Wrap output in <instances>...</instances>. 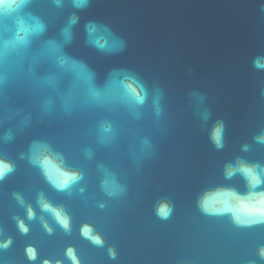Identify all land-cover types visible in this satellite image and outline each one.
<instances>
[{
	"label": "water",
	"instance_id": "1",
	"mask_svg": "<svg viewBox=\"0 0 264 264\" xmlns=\"http://www.w3.org/2000/svg\"><path fill=\"white\" fill-rule=\"evenodd\" d=\"M29 10L48 24V38L58 37L77 12L68 54L85 61L101 84L113 70L134 73L148 97L139 107H77L68 113L54 92L27 77L0 86V158L16 166L0 181V241L12 239L0 249V264H71L65 256L70 246L81 264H264V224L237 226L230 214L207 215L198 206L210 189L247 191L239 175L225 179L226 164L237 158L264 164V144L255 140L264 135V68L254 66L257 58L264 62V0H90L83 10L70 0L60 8L54 0H33ZM88 21L107 25L124 40L123 51L109 55L90 47ZM48 96L55 101L51 112L43 107ZM218 121L224 124L222 149L211 139ZM105 122L113 127L106 136ZM34 140L46 141L68 167L83 172L71 195L54 191L38 168L21 159ZM101 165L115 174L124 194H104ZM40 191L71 216L70 233L41 212ZM14 193L32 205L35 219H27ZM163 201L172 206L167 219L156 211ZM15 218L24 220L27 234ZM84 224L102 236L103 247L81 236ZM29 245L38 252L34 262L25 253Z\"/></svg>",
	"mask_w": 264,
	"mask_h": 264
},
{
	"label": "clouds",
	"instance_id": "2",
	"mask_svg": "<svg viewBox=\"0 0 264 264\" xmlns=\"http://www.w3.org/2000/svg\"><path fill=\"white\" fill-rule=\"evenodd\" d=\"M65 0H54L56 7H63ZM71 6L83 10L90 4V0H70ZM33 0H0V86L9 80L27 77L38 86L50 89L60 100V107L65 112H72L77 107H108L116 105L143 106L148 97V90L143 82L128 70H113L98 83L96 72L83 60L71 56L66 51L68 45L74 40V27L79 23L80 16L73 12L66 23L60 28L58 37H46L48 24L38 15L29 10ZM86 43L97 51L105 54H115L123 51L125 42L116 36L111 29L96 21L84 24ZM45 68L43 74H38L37 69ZM256 68H264V62L259 58L254 61ZM156 114L159 115V96L154 100ZM43 107L46 112H51L55 101L51 96L45 98ZM208 110H204L203 118L208 119ZM102 134H111L113 127L110 122L101 125ZM224 124L218 121L214 126L211 139L217 149L224 147ZM12 139L11 134L5 137ZM104 136H102V142ZM259 144H264V135L255 137ZM147 144V141H145ZM249 145H244L243 150L249 151ZM85 155L92 156L90 149L85 150ZM21 159L40 170L45 182L56 192L71 195L72 188L84 179L82 171L72 169L65 163L62 153L56 152L43 140H34L27 153H21ZM15 164L0 158V181L15 171ZM104 178L100 188L108 197H117L125 192L115 174L100 166ZM239 175L245 182L247 191L241 193L231 187H217L205 191L198 200L200 210L207 215L230 214L237 226L252 227L264 224V164L251 162L244 158H237L234 163H228L224 168V177L231 180ZM85 191L83 187L79 189ZM20 205L26 207L27 219L36 218V212L31 204H26L19 193H14ZM36 203L41 212L48 213L66 233L72 230L71 216L63 206L53 204L43 191L37 194ZM99 207L104 208L101 203ZM157 215L167 219L172 213V206L161 202L157 207ZM21 233L27 234L29 227L23 219L15 218ZM43 220V217H41ZM44 227L49 234L53 229L45 222ZM2 234V233H0ZM80 234L93 245L103 247L102 236L96 233L90 224L81 226ZM12 244V239L0 241V249H7ZM28 261L37 260V249L29 245L25 249ZM116 250L109 248L111 259L116 258ZM66 258L71 264H81L76 249L68 247L65 250ZM259 257L264 259V247L259 249ZM43 264H51L44 260ZM62 264V261H56ZM255 264V262H253Z\"/></svg>",
	"mask_w": 264,
	"mask_h": 264
}]
</instances>
